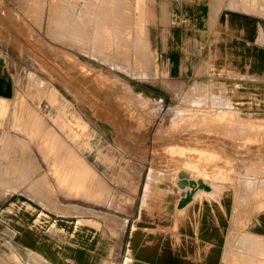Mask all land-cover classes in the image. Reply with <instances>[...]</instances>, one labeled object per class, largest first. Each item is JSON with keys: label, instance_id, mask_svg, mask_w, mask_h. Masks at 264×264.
<instances>
[{"label": "rangeland", "instance_id": "rangeland-1", "mask_svg": "<svg viewBox=\"0 0 264 264\" xmlns=\"http://www.w3.org/2000/svg\"><path fill=\"white\" fill-rule=\"evenodd\" d=\"M250 1L253 20L225 24L237 35L224 28L227 0H0L7 200L89 227L112 242L114 264L142 206L176 210L183 169L228 193L236 227H253L264 211V46L253 40L264 1ZM256 238L245 263L264 260ZM12 252L0 244V264H22Z\"/></svg>", "mask_w": 264, "mask_h": 264}, {"label": "crops", "instance_id": "crops-1", "mask_svg": "<svg viewBox=\"0 0 264 264\" xmlns=\"http://www.w3.org/2000/svg\"><path fill=\"white\" fill-rule=\"evenodd\" d=\"M199 5L196 7L200 8ZM250 5V0H227L226 11L223 13L224 28L227 32L237 34L227 30L225 24L237 27V23L243 25L255 15L246 12ZM259 6L264 7V3ZM198 8L196 11L200 15ZM216 15L219 16L220 13H212V16ZM213 20L212 17L211 22ZM260 25L261 30L256 39L241 36L256 40L264 46V25ZM200 32L197 31L199 35L197 34L196 41L205 42ZM220 41L222 40L219 36L214 34L213 44ZM221 73L229 77L234 75V70L231 71L227 65ZM0 84L3 88L0 90V99L5 100L8 84L2 76ZM59 142L60 145L63 144L61 137ZM198 189H194L192 197L196 198L181 207H177V198L173 203L176 210H172L169 216L153 215L147 206H142L135 220L130 221L131 226H127L125 247L120 249L121 257L117 264H251L245 261L251 255L249 249L252 248L253 236L258 237L253 247L261 257L264 254V211L258 214L253 227L250 222L243 228L236 227L234 204L228 193L222 191L214 194L210 192L213 190L210 187L205 192L210 193L209 196L203 197V194L197 195ZM9 191L5 185L0 186V199L6 201L0 205V244L9 250L13 249L12 254L17 259L21 258L22 264H114L115 247L110 240H100V237H105L92 232L85 225L76 226V221L69 218L54 216L43 210L37 211L39 208L36 205L21 197L7 200L5 195H8ZM147 192L148 190L143 196V201ZM53 241L63 243L60 252L53 251L56 249ZM258 241L259 245L256 246ZM77 249L80 252L76 253ZM69 251H72V258L68 254ZM241 257L244 263L240 262ZM251 261L252 264L264 263V260L258 257ZM7 263L6 261L3 264Z\"/></svg>", "mask_w": 264, "mask_h": 264}, {"label": "bare ground", "instance_id": "bare-ground-1", "mask_svg": "<svg viewBox=\"0 0 264 264\" xmlns=\"http://www.w3.org/2000/svg\"><path fill=\"white\" fill-rule=\"evenodd\" d=\"M259 23V22H258ZM83 36V35H82ZM199 93V92H198ZM226 93V92H225ZM222 95V94H221ZM224 95V94H223ZM225 95H227V94H225ZM201 96V95H200ZM204 96V95H203ZM212 96H215V95H212ZM221 97V96H220ZM224 97V99H226L225 97L226 96H223ZM232 97V96H231ZM203 98V97H202ZM214 98V97H213ZM228 98H230L229 96H228ZM199 99V98H198ZM215 99H217V100H219L217 97H215ZM251 99V98H250ZM221 100H223V99H221ZM221 100H219V101H221ZM255 100V99H254ZM199 101V100H198ZM213 101V100H212ZM225 102H227V101H230V100H224ZM224 102V103H225ZM223 102L221 101V104H222ZM249 103V102H248ZM251 103H253V102H251ZM250 103V104H251ZM255 103V102H254ZM261 103V102H260ZM225 104H228V103H225ZM259 104V103H258ZM229 105H231V103L229 104ZM233 105V104H232ZM237 105V104H236ZM264 105V104H263ZM234 106V105H233ZM254 106H255V104H254ZM257 107V106H256ZM258 107H260V106H258ZM244 108V107H243ZM263 108V107H262ZM234 109V108H233ZM237 109V108H236ZM264 110V109H263ZM233 111V110H232ZM254 111H256L255 109H254ZM261 111V110H260ZM226 112V111H225ZM234 112V111H233ZM238 113V112H237ZM240 113V112H239ZM243 113V112H242ZM249 113V112H248ZM261 113V112H260ZM247 114V113H246ZM258 114V113H257ZM229 115V114H228ZM256 115V114H255ZM251 116V115H250ZM249 116V117H250ZM229 117H231V116H229ZM233 117V116H232ZM231 117V118H232ZM241 117H242V115H241ZM241 117H239V118H241ZM247 117V116H246ZM233 118H235V117H233ZM236 118H237V116H236ZM246 119V118H245ZM248 119V118H247ZM256 119H258V118H256ZM260 119V118H259ZM238 120H240V119H238ZM255 120V119H254ZM256 121V120H255ZM254 121V122H255ZM249 122V121H248ZM244 126V125H243ZM247 126V125H246ZM263 127V126H262ZM261 127V128H262ZM258 129V128H257ZM6 137H8V136H6ZM4 140V139H3ZM190 166V165H189ZM179 172H181L182 173V175H185V176H183L184 177V179H185V181H186V184H183V183H179V180H180V178H179V176H178V182H177V184H178V186L181 188V189H183L184 191H185V189H187L188 188V190H189V188H193V190H192V195H191V198L189 199V200H191L192 199V197H193V195H194V189L195 188H199L200 190H202V191H207V190H209L210 189V187L208 186V185H206V183H205V181L203 180V179H194L193 178V175L191 174V172H189V171H187V170H185V169H183V170H180ZM255 181V180H254ZM252 184V183H251ZM181 185H183V186H181ZM191 185H193L192 187H191ZM212 187V186H211ZM254 187V186H253ZM180 190V189H179ZM182 191V190H181ZM211 192V191H210ZM188 200V201H189ZM181 207V206H180Z\"/></svg>", "mask_w": 264, "mask_h": 264}, {"label": "water", "instance_id": "water-1", "mask_svg": "<svg viewBox=\"0 0 264 264\" xmlns=\"http://www.w3.org/2000/svg\"><path fill=\"white\" fill-rule=\"evenodd\" d=\"M178 176L180 178L179 183L186 184V181H185V179L183 177L185 175H182V173L179 172V175ZM181 186H183V185H181ZM192 186L193 185H191V187ZM191 195H192V190L191 191H188V192H182V196L178 200V206H182L183 204H185L191 198Z\"/></svg>", "mask_w": 264, "mask_h": 264}]
</instances>
